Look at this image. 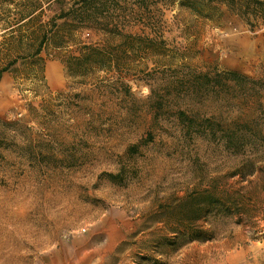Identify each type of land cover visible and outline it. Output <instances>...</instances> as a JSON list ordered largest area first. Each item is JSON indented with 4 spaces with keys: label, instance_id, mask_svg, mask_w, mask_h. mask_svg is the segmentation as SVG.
I'll return each mask as SVG.
<instances>
[{
    "label": "rangeland",
    "instance_id": "374dc122",
    "mask_svg": "<svg viewBox=\"0 0 264 264\" xmlns=\"http://www.w3.org/2000/svg\"><path fill=\"white\" fill-rule=\"evenodd\" d=\"M73 3L0 0V264H264V0Z\"/></svg>",
    "mask_w": 264,
    "mask_h": 264
},
{
    "label": "trees",
    "instance_id": "16d2710c",
    "mask_svg": "<svg viewBox=\"0 0 264 264\" xmlns=\"http://www.w3.org/2000/svg\"><path fill=\"white\" fill-rule=\"evenodd\" d=\"M61 2L62 0H54ZM107 0H74L73 6L68 12L59 14L58 19L64 20L61 26L53 33L54 48L69 46L72 42L73 34L79 30L101 31L110 37H123L119 30V26H111L109 12L104 10ZM52 37V38H53ZM47 41V35L43 34L38 42L36 54L38 55ZM80 53L77 57H68L65 64L70 74L83 75L85 71L93 67L100 66L99 58L103 55V50L91 47L89 45H81L78 47ZM99 63H98V62ZM231 79L240 77L237 73H230Z\"/></svg>",
    "mask_w": 264,
    "mask_h": 264
}]
</instances>
